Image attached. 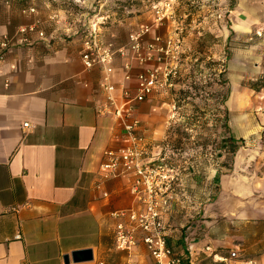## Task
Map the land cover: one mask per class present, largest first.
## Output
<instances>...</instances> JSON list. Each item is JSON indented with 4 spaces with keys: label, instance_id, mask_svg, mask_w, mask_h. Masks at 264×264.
Listing matches in <instances>:
<instances>
[{
    "label": "crops",
    "instance_id": "crops-1",
    "mask_svg": "<svg viewBox=\"0 0 264 264\" xmlns=\"http://www.w3.org/2000/svg\"><path fill=\"white\" fill-rule=\"evenodd\" d=\"M26 1L0 0V35L40 16L35 4L33 13L20 11ZM227 10L233 31L258 30L264 40V0H231ZM75 25L47 31L38 24L43 38L30 32L31 43L7 47L0 60V264L149 262L140 240L129 255L113 243L111 212L140 206L128 188L131 174L93 186L100 178L103 149L124 139L118 120L98 111L103 104L100 68H85L79 46L65 39L81 37ZM99 31L109 38L101 26ZM127 43L113 42L110 76L117 85L128 60L126 84L132 87L133 74L149 62L129 58ZM256 65L264 70V62ZM256 93L260 108L246 113L245 150L239 145L229 164V211L218 212L229 221L244 220V231L225 233L218 223L202 229L187 218L188 192L170 188L166 193L161 213L166 242L185 264H264V77ZM114 95L119 96L118 87ZM167 104L156 92L135 104L153 152L161 150L166 136Z\"/></svg>",
    "mask_w": 264,
    "mask_h": 264
},
{
    "label": "rangeland",
    "instance_id": "rangeland-1",
    "mask_svg": "<svg viewBox=\"0 0 264 264\" xmlns=\"http://www.w3.org/2000/svg\"><path fill=\"white\" fill-rule=\"evenodd\" d=\"M230 3L231 0L26 1L27 5L37 6L38 24L47 31L73 22L82 33L85 25L102 16L99 27L107 39L117 44L125 43L128 32L138 30L142 24L148 28L141 34V46L154 34L161 42L168 40V61L175 65L173 84L167 92L156 93L168 103L164 106L168 113L166 136L161 143L163 155L174 170L171 191L188 192L187 218L198 222L202 229H211L213 223H218L221 231L228 233L231 228L238 233L244 231L245 221H229L218 213L229 211L231 179L229 167L220 164L225 159L218 145L221 122L214 108L219 93L214 92L227 88L223 101L226 125L232 135L242 134L239 148L243 153L246 113L260 108L256 89L263 81L264 70L256 64L264 62V40L260 31H232L227 10ZM154 4H167V16L161 22L153 21ZM65 39L80 48L81 37ZM221 77L225 84L218 81ZM179 88H189L192 96H182ZM187 165L189 170L184 171ZM216 174V179L210 177Z\"/></svg>",
    "mask_w": 264,
    "mask_h": 264
},
{
    "label": "built area",
    "instance_id": "built-area-1",
    "mask_svg": "<svg viewBox=\"0 0 264 264\" xmlns=\"http://www.w3.org/2000/svg\"><path fill=\"white\" fill-rule=\"evenodd\" d=\"M163 8V9H162ZM167 4L153 5V21L161 22L166 17ZM21 12H35L33 5L20 8ZM38 18L30 22L19 24L15 30L0 35V60L4 50L15 44H29L32 39L30 32H35L39 38L44 32L38 27ZM103 18L85 25L81 33L79 57L85 68L97 66L101 70V94L103 104L98 107L99 112H109L115 117L121 127L124 142L114 147L103 149V159L99 163L100 178L93 183L95 188L100 187L102 180L114 177L119 173L131 174L129 191L140 204L139 207L129 206L111 212L116 218L113 227L114 246L131 252L136 242L140 240L149 255L148 264H185L180 254L176 253L166 242L165 228L161 213L167 204L166 193L171 188L174 178L172 165L163 154L153 152L152 144L144 135V126L135 114V104L152 92H167L172 87V76L175 65L168 61V40L161 42L157 34L152 40L140 44L141 34L148 26L142 24L138 30H131L127 34L129 58L138 62H149L133 74L134 83L130 87L126 81L130 78V64L123 62V71L120 81L113 83L110 73L112 70L109 61L115 49L110 39L101 38L99 24ZM255 33H259L255 30ZM118 87L119 96L114 95ZM27 125L26 122H23ZM106 195L105 190H100ZM20 234L15 232L14 238ZM214 255V254H212Z\"/></svg>",
    "mask_w": 264,
    "mask_h": 264
},
{
    "label": "trees",
    "instance_id": "trees-1",
    "mask_svg": "<svg viewBox=\"0 0 264 264\" xmlns=\"http://www.w3.org/2000/svg\"><path fill=\"white\" fill-rule=\"evenodd\" d=\"M233 31V30H232ZM235 32V31H233ZM200 58L202 56H199ZM220 75L222 76V72L220 71ZM222 84H225V79L224 77L219 78V80ZM263 84V81H261V83L258 85V88ZM226 90L227 88H225V90L220 91V92H214L215 95H217V93H219L218 99L216 100V104L214 106L215 110L219 113L218 118L221 122V131H220V140H219V148H220V153H222V157L225 159V161H221L220 164L224 165L226 167H229L232 155L235 151V149L241 145L243 143V137L238 136V137H234L230 132L229 129L226 125V120H227V108L224 105L223 101H224V97L226 94ZM178 92L181 93L182 96H192L191 90H189V88H179ZM214 95V96H215ZM216 97V96H215ZM165 144V143H164ZM164 152V145L161 147L160 153L163 154ZM187 170L184 171H188L189 170V165L186 166ZM217 174L212 178V179H216ZM230 256H232L233 254L229 253Z\"/></svg>",
    "mask_w": 264,
    "mask_h": 264
},
{
    "label": "water",
    "instance_id": "water-1",
    "mask_svg": "<svg viewBox=\"0 0 264 264\" xmlns=\"http://www.w3.org/2000/svg\"><path fill=\"white\" fill-rule=\"evenodd\" d=\"M72 253H73V252H72ZM72 253H71V254H72Z\"/></svg>",
    "mask_w": 264,
    "mask_h": 264
}]
</instances>
